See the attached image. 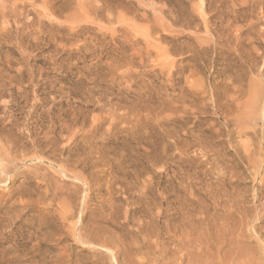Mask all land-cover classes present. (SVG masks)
I'll use <instances>...</instances> for the list:
<instances>
[{
	"label": "rangeland",
	"instance_id": "rangeland-1",
	"mask_svg": "<svg viewBox=\"0 0 264 264\" xmlns=\"http://www.w3.org/2000/svg\"><path fill=\"white\" fill-rule=\"evenodd\" d=\"M263 127L264 0H0V264H264Z\"/></svg>",
	"mask_w": 264,
	"mask_h": 264
},
{
	"label": "bare ground",
	"instance_id": "bare-ground-1",
	"mask_svg": "<svg viewBox=\"0 0 264 264\" xmlns=\"http://www.w3.org/2000/svg\"><path fill=\"white\" fill-rule=\"evenodd\" d=\"M254 88V87H253ZM256 96V95H255ZM258 96V95H257ZM256 96V97H257ZM259 100H260V98H259ZM259 100H257L259 103H260V101ZM252 101V100H251ZM251 103V102H250ZM255 104V103H254ZM249 105V104H248ZM253 105V104H252ZM258 106H260L259 104H257ZM256 106V105H255ZM244 122V121H243ZM264 128V127H263ZM263 130V129H262ZM3 164H4V162H3ZM2 168V167H1ZM2 170V169H1ZM2 172V171H1ZM1 177V176H0Z\"/></svg>",
	"mask_w": 264,
	"mask_h": 264
}]
</instances>
